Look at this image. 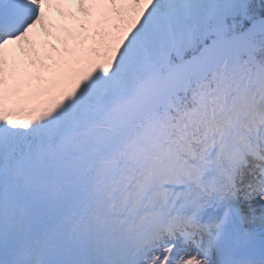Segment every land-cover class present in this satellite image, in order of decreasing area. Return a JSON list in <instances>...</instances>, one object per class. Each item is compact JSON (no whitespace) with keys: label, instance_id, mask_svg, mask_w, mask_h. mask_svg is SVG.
Returning a JSON list of instances; mask_svg holds the SVG:
<instances>
[{"label":"snow or ice","instance_id":"6c2138e0","mask_svg":"<svg viewBox=\"0 0 264 264\" xmlns=\"http://www.w3.org/2000/svg\"><path fill=\"white\" fill-rule=\"evenodd\" d=\"M0 264H264V0H0Z\"/></svg>","mask_w":264,"mask_h":264}]
</instances>
